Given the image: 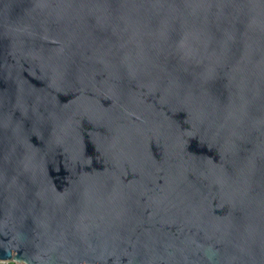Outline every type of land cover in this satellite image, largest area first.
<instances>
[{
  "label": "water",
  "instance_id": "obj_1",
  "mask_svg": "<svg viewBox=\"0 0 264 264\" xmlns=\"http://www.w3.org/2000/svg\"><path fill=\"white\" fill-rule=\"evenodd\" d=\"M0 261L264 264V0H0Z\"/></svg>",
  "mask_w": 264,
  "mask_h": 264
},
{
  "label": "crops",
  "instance_id": "obj_2",
  "mask_svg": "<svg viewBox=\"0 0 264 264\" xmlns=\"http://www.w3.org/2000/svg\"><path fill=\"white\" fill-rule=\"evenodd\" d=\"M0 264H6V262H0Z\"/></svg>",
  "mask_w": 264,
  "mask_h": 264
},
{
  "label": "built area",
  "instance_id": "obj_3",
  "mask_svg": "<svg viewBox=\"0 0 264 264\" xmlns=\"http://www.w3.org/2000/svg\"><path fill=\"white\" fill-rule=\"evenodd\" d=\"M6 264H13V263H6Z\"/></svg>",
  "mask_w": 264,
  "mask_h": 264
},
{
  "label": "bare ground",
  "instance_id": "obj_4",
  "mask_svg": "<svg viewBox=\"0 0 264 264\" xmlns=\"http://www.w3.org/2000/svg\"><path fill=\"white\" fill-rule=\"evenodd\" d=\"M0 262H5V261H0Z\"/></svg>",
  "mask_w": 264,
  "mask_h": 264
}]
</instances>
